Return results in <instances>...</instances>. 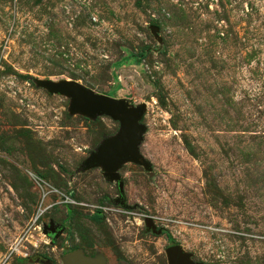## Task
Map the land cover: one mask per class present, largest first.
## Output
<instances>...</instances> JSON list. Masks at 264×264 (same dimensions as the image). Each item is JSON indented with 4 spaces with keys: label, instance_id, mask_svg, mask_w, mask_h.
<instances>
[{
    "label": "rangeland",
    "instance_id": "rangeland-1",
    "mask_svg": "<svg viewBox=\"0 0 264 264\" xmlns=\"http://www.w3.org/2000/svg\"><path fill=\"white\" fill-rule=\"evenodd\" d=\"M36 79L145 105L151 168H118L122 204L80 168L118 121L71 114ZM175 244L195 264H264V0H0V264L77 248L169 264Z\"/></svg>",
    "mask_w": 264,
    "mask_h": 264
},
{
    "label": "water",
    "instance_id": "water-1",
    "mask_svg": "<svg viewBox=\"0 0 264 264\" xmlns=\"http://www.w3.org/2000/svg\"><path fill=\"white\" fill-rule=\"evenodd\" d=\"M152 33L157 36V27L151 26ZM35 83L47 89L50 93L62 94L70 98L69 112L80 113L90 118L98 115H107L118 121L119 128L115 135L106 137L82 162L80 168L87 170L101 167L104 176L115 181L120 192H123V180L118 173V168L127 161L142 165L150 169V162L140 153L139 145L142 142L146 125L140 122L145 105H133L126 98H117L95 91L94 89L71 79L58 81L50 79H36ZM146 223L150 224V218L146 217ZM58 223L49 220L42 225V232L57 238L63 228H57ZM169 264H195L190 260V255L180 248V245H171L166 249ZM62 259L65 264H103L98 257L86 255L80 248L66 253ZM36 260H40L36 257ZM50 260H45L47 264Z\"/></svg>",
    "mask_w": 264,
    "mask_h": 264
},
{
    "label": "flooded vegetation",
    "instance_id": "flooded-vegetation-1",
    "mask_svg": "<svg viewBox=\"0 0 264 264\" xmlns=\"http://www.w3.org/2000/svg\"><path fill=\"white\" fill-rule=\"evenodd\" d=\"M122 178V177H121ZM115 182V181H114ZM116 183V182H115ZM124 183V182H123ZM116 187H117V190H118V194H119V198H115L116 199V202H119L120 204H122L123 203V201H124V190H123V192L121 193L120 192V188H119V186H118V184L116 183ZM123 187H124V185H123ZM49 220H51V219H49ZM49 222V221H48ZM60 227H62L63 228V230H64V227L63 226H61L60 224H59V226L57 227V228H60ZM63 232V231H62ZM62 234V233H61ZM50 236V235H49ZM50 237H52V235L50 236Z\"/></svg>",
    "mask_w": 264,
    "mask_h": 264
},
{
    "label": "trees",
    "instance_id": "trees-1",
    "mask_svg": "<svg viewBox=\"0 0 264 264\" xmlns=\"http://www.w3.org/2000/svg\"><path fill=\"white\" fill-rule=\"evenodd\" d=\"M108 95H111V93H107Z\"/></svg>",
    "mask_w": 264,
    "mask_h": 264
}]
</instances>
